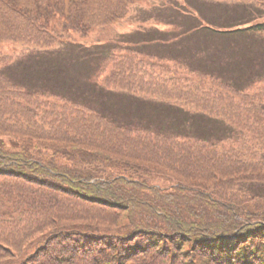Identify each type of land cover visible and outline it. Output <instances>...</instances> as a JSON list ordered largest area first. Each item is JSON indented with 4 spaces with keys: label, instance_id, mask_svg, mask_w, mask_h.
<instances>
[{
    "label": "trees",
    "instance_id": "obj_1",
    "mask_svg": "<svg viewBox=\"0 0 264 264\" xmlns=\"http://www.w3.org/2000/svg\"><path fill=\"white\" fill-rule=\"evenodd\" d=\"M144 1L0 0V264H264V195L223 177L264 169V123L221 100L264 102V0L196 1L208 22L176 0ZM131 10L173 27L78 41ZM230 38L246 42L232 50ZM188 40L201 45L192 57ZM17 44L36 47L7 61ZM136 56L207 71L210 90L175 83L142 100ZM219 105L235 124L197 111ZM224 181L243 205L219 197Z\"/></svg>",
    "mask_w": 264,
    "mask_h": 264
},
{
    "label": "rangeland",
    "instance_id": "obj_2",
    "mask_svg": "<svg viewBox=\"0 0 264 264\" xmlns=\"http://www.w3.org/2000/svg\"><path fill=\"white\" fill-rule=\"evenodd\" d=\"M158 1H162V0H145L142 4L138 3L139 5H137V4H134V5L136 8L149 10V6H146V3L147 2H158ZM176 1L180 5L186 6L191 11V13L197 15L199 18L208 22L205 17H203L202 15H200L198 13V8H197L198 3L197 2H199L201 4V7H202V3L200 1L192 0V3H189V1H187V0H176ZM229 1L233 3L236 0H229ZM241 1H243V0H241ZM134 12H135V10L134 11L131 10L129 12L128 17H125V18H122V19L116 21L114 24V27L112 29H110V30H108V29H97L96 31L89 32L85 38L79 39L78 41L89 44L92 42H96L98 40L105 39L106 37H113L117 33L122 34V33L144 31L150 27H158L161 30L165 31V30H168V29L173 27L171 25H165L163 23H159L158 21L153 20V19H148V20H146V22H140V20L138 19L139 18L138 13H137V16L134 17V15H135ZM151 14L156 15L154 13H151ZM155 17L157 18V16H155ZM155 17H154V19H156ZM251 23L252 22H249V24H251ZM247 25L248 24H242L243 27L247 26ZM212 26L215 28H223L221 25H212ZM263 36L264 35H262V39L264 40ZM196 42L197 41H193V40H188V41L184 42L181 46L182 52H185V54L188 53L189 56L192 57V55L196 54L197 51H199L200 46H201ZM210 42L213 43L212 40ZM226 42H227V46H229L232 50H236L238 48L242 49L243 48L242 44L244 45L246 40H243V38H240V39L230 38V39H227ZM220 43H223V42H220ZM17 45H18V47L16 49L13 48L14 53L11 54L14 58L8 59L7 61L15 60L20 55L25 54L26 52H29V51H31V49L36 47L35 45H32V44H28V45L27 44L26 45L17 44ZM55 45L57 46L58 44H55ZM4 49H1V51H3ZM140 57L143 59H141ZM180 57H183V56L181 55L177 58L174 56V58H176V59H179ZM138 59H140V60H138ZM135 61H136V63H139V64L137 65L136 68L134 66H132L129 69V72L131 73V75H133L131 77L130 73H129V77L133 79V86H134L133 88L142 91V92H140V94L135 95L137 97L142 98V100L144 99V100H149V101H153V102H161L160 98L156 97V96H159L158 93H161L159 90L169 91V87H171V84L175 85V83L180 85V91L183 95H186V90L191 89L193 87V84L195 86L199 87L198 92H200V93L206 94V92L210 90V88L208 87V84H210L211 81L209 79L205 80L206 77H204V75H203L204 74L203 72L206 73L207 71H203V72L199 71L198 73L197 72H191L188 68H186V66L184 65L185 63L178 62V61H176V62L172 61L171 62L168 60L157 61V60L151 59L147 56H136ZM144 68L147 70H145ZM69 71L73 75L77 71V68L76 69L70 68ZM153 73H155L156 75H154ZM136 75L138 76V78H136ZM166 80H167V82H166ZM156 81L159 82L158 90L154 89V87L152 85H149V84L154 83ZM113 83H115V82H113V81H111V79H109L108 86H113L112 85ZM152 91L155 92V93H153V95L151 93ZM84 92L86 93L84 96L86 99H90V100L94 99L95 101L100 100L99 98L97 99L91 93H89L90 89L88 87L85 88ZM251 95H252V91L241 94L240 96H243V98H245V97H250ZM121 98L116 97V98L112 99V101H114L116 109H120V108L122 109V108L128 107L127 105L124 104L125 103L124 98H122L124 103L121 100H119ZM243 98L238 100L239 102H235V100L230 101L228 99H221V100L223 103L229 104L230 107L236 108L239 115L241 114V110H242V113L248 112L249 115H252L255 117L256 121H258L259 123L260 122L264 123V102H261L259 100L254 99L252 101L253 106H251V108L249 110H246V108H241V103H243ZM127 103L128 102H126V104ZM245 103L248 104L249 100L245 101ZM153 105L155 106L156 109H159L158 104L156 105L155 103H153ZM133 107L134 106H131V107L129 106L128 109L133 108ZM151 108H154V107H151ZM227 108L228 107H225L224 105H219V106H215L214 108H209V109H204L201 107V109L197 110V111H203L207 115H209L210 117L214 116L217 118L225 119L226 123H228L229 125H233L236 123L233 120L234 116L232 114H230L231 110H228ZM133 109L135 110V108H133ZM136 112L137 111H133L131 109L129 110V113L131 115L135 114ZM159 112H161V110H159ZM253 112L255 113V115H253ZM159 121H160V123H163V124H167L168 121H170L172 123H179L180 124L179 130H182V131H189L191 129L196 128L195 122L192 123V128H191V125L190 126L187 125V120L185 118H184V120L183 119L178 120L176 118H172V119L168 120V119L162 117ZM243 121H245L244 118H243ZM205 125L208 126L206 123H204L203 126H205ZM241 137L243 138V135ZM252 158L254 159L255 156H252ZM228 169L229 168H225V170H228ZM165 172H166V170H165ZM223 177H225V178H238L237 180L242 182V183H240L241 187L243 188V186H244V188L246 190H248L250 192V194L264 195V169H262V170L261 169L260 170L255 169V171H250L247 169H244V170L243 169H237L235 172H231L229 175L223 176ZM147 180H148V183H150V184H156L157 182H159V177L158 176H152L151 178H148ZM249 181H250V183H249ZM160 182H161V180H160ZM242 184H244V185L242 186ZM221 192H222V194H227L229 196H227L228 198L225 196H219L220 198H225L224 200H228L230 202H233L234 204L243 205V193L240 192L239 188H236V185H234L233 183H230L229 181H224L222 186H221Z\"/></svg>",
    "mask_w": 264,
    "mask_h": 264
}]
</instances>
